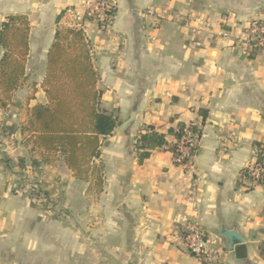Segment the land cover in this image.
Returning <instances> with one entry per match:
<instances>
[{
  "label": "crops",
  "instance_id": "crops-1",
  "mask_svg": "<svg viewBox=\"0 0 264 264\" xmlns=\"http://www.w3.org/2000/svg\"><path fill=\"white\" fill-rule=\"evenodd\" d=\"M113 1L112 25L102 31L84 17L83 0H0V24L11 15L31 24L29 81L0 108V264H201L184 243L191 220L221 244L225 264H264V183L243 178L258 146L264 163V52L249 58L234 47L251 22L264 20V0ZM64 11V24L69 11L80 19L101 107L119 119L102 140L105 189L95 202L62 158L33 166L38 157L21 131L32 83L38 92L29 107L47 102L40 84ZM180 123L201 131L193 177L168 147L140 165L139 132L151 125L167 134ZM25 175L66 214L18 189ZM223 231L236 232L245 251L231 250Z\"/></svg>",
  "mask_w": 264,
  "mask_h": 264
},
{
  "label": "trees",
  "instance_id": "trees-1",
  "mask_svg": "<svg viewBox=\"0 0 264 264\" xmlns=\"http://www.w3.org/2000/svg\"><path fill=\"white\" fill-rule=\"evenodd\" d=\"M65 15L66 11L56 19L54 41L40 84L47 102L29 107L38 92V84L32 83L21 131L30 137L31 151L38 157L33 166L52 164L62 158L73 177L87 184L86 196L95 202L105 189V169L100 160L102 140L114 133L119 119L102 109V92L97 87L99 75L93 65L90 42L82 27L63 23ZM30 33L31 24L26 15H11L0 24L2 110L8 109L16 93L29 81ZM200 113L203 118L207 117L206 111ZM188 128L201 136L200 129L194 125L180 123L167 134L154 126H145L134 144L139 164L142 165L153 151L165 147L177 155L178 144ZM169 135L176 140L172 144L167 140ZM197 152L198 147L194 149L195 155ZM262 159L263 149L258 146V160L262 162Z\"/></svg>",
  "mask_w": 264,
  "mask_h": 264
},
{
  "label": "built area",
  "instance_id": "built-area-1",
  "mask_svg": "<svg viewBox=\"0 0 264 264\" xmlns=\"http://www.w3.org/2000/svg\"><path fill=\"white\" fill-rule=\"evenodd\" d=\"M84 17L94 20L102 31L112 25L116 6L113 0H83ZM70 20L66 23L69 27H82L80 19L72 12H68ZM225 39H230L224 34ZM234 47L249 55L254 51L264 52V20L254 21L249 24L243 39L236 40ZM200 136L191 129H186L178 144V154L174 155L175 164L185 170L187 177L195 174L194 149L199 146ZM243 178L249 183L259 185L264 183V163L258 159L248 165ZM184 243L186 250L201 264H225L224 249L215 239L210 238L202 225L197 220L187 221L184 227Z\"/></svg>",
  "mask_w": 264,
  "mask_h": 264
},
{
  "label": "rangeland",
  "instance_id": "rangeland-1",
  "mask_svg": "<svg viewBox=\"0 0 264 264\" xmlns=\"http://www.w3.org/2000/svg\"><path fill=\"white\" fill-rule=\"evenodd\" d=\"M25 182L19 183L18 189H23V190H28V193L33 194V196H35L34 199H37V203L40 204L39 207H41L42 209H46V210H51L54 211V213L56 212L55 215H59V216H64V214H66L65 211H63V209H61V202L58 200V202L56 201H50V199H46L45 197L47 196V189L45 190L44 187H42L43 185H39V183L37 182V178H30L27 177L25 175V177L23 178ZM60 210V212H59ZM69 211V210H68ZM65 212V213H64ZM62 214V215H61ZM69 220L72 221L74 219V215H68Z\"/></svg>",
  "mask_w": 264,
  "mask_h": 264
},
{
  "label": "water",
  "instance_id": "water-1",
  "mask_svg": "<svg viewBox=\"0 0 264 264\" xmlns=\"http://www.w3.org/2000/svg\"><path fill=\"white\" fill-rule=\"evenodd\" d=\"M235 54L237 55V54H239V52L236 51ZM128 124H129V122L122 123L119 127V130H124ZM222 234L227 238L231 250H234L235 247L238 246L236 249V252L238 253V255H240L241 253H243L245 251L244 247H243L244 240L241 239L236 232L223 231Z\"/></svg>",
  "mask_w": 264,
  "mask_h": 264
}]
</instances>
